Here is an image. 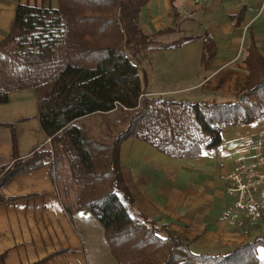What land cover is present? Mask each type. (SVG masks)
<instances>
[{
    "label": "trees",
    "instance_id": "obj_1",
    "mask_svg": "<svg viewBox=\"0 0 264 264\" xmlns=\"http://www.w3.org/2000/svg\"><path fill=\"white\" fill-rule=\"evenodd\" d=\"M149 1L17 5L11 29L0 40V103L13 91L34 88L50 146L23 156L15 141L10 163L0 166V203L16 199L2 193L10 181L49 165L68 217L89 211L104 228L116 264H259L257 238L223 253L195 252L167 223L145 215L125 183L121 146L129 138L170 157L193 158L219 147L224 129L264 120V55L253 38L244 57L249 77L234 99L192 101L149 94L146 75L133 61L139 52L179 48L201 38L202 65L216 53L208 32L153 43L141 25ZM243 13L233 16L235 24ZM0 264H5V254Z\"/></svg>",
    "mask_w": 264,
    "mask_h": 264
},
{
    "label": "crops",
    "instance_id": "obj_2",
    "mask_svg": "<svg viewBox=\"0 0 264 264\" xmlns=\"http://www.w3.org/2000/svg\"><path fill=\"white\" fill-rule=\"evenodd\" d=\"M19 3L56 7L58 0H0V40L9 33ZM242 9L237 25L233 16ZM141 25L155 43H169L183 31L208 32L216 43L207 66L201 62V38L179 48L151 49L155 61L143 72L153 96L231 100L249 77L244 57L252 38L264 55V0H176L175 5L172 0H150L142 8ZM15 141L23 156L50 146L34 88L13 91L0 103V166L10 163ZM261 154L264 120L224 129L219 147L193 158L170 157L132 137L121 146V165L125 183L145 215L167 223L195 252L223 253L264 234V220L239 225L224 218L233 204L226 191L227 175ZM2 193L16 197L0 203V255L5 254V264H116L102 225L88 228L98 225L89 211L68 217L49 165L17 176Z\"/></svg>",
    "mask_w": 264,
    "mask_h": 264
},
{
    "label": "built area",
    "instance_id": "obj_3",
    "mask_svg": "<svg viewBox=\"0 0 264 264\" xmlns=\"http://www.w3.org/2000/svg\"><path fill=\"white\" fill-rule=\"evenodd\" d=\"M197 4L221 0H194ZM226 191L233 200L224 218L239 225L264 220V154L253 163L238 164L226 177Z\"/></svg>",
    "mask_w": 264,
    "mask_h": 264
},
{
    "label": "rangeland",
    "instance_id": "obj_4",
    "mask_svg": "<svg viewBox=\"0 0 264 264\" xmlns=\"http://www.w3.org/2000/svg\"><path fill=\"white\" fill-rule=\"evenodd\" d=\"M189 32H191V31H183V32L181 33V36L184 35V34L187 35L186 33H189ZM169 36H170V35H166V36H163V38L166 39V38H169ZM152 39H153V38H152ZM152 41H153V43H154V42H157V41L154 40V39H153ZM164 41H165V40H164ZM162 59H169V57H167V56H162ZM133 61H134L135 63H138L139 66H140V68L143 70V67L146 66V64L155 61V58H154V56H153V59H152V52H151V49H146V50H143V51L139 52V54L137 55V57H135V60L133 59ZM232 99H234V97H233ZM76 217H78V216H76ZM90 217H91L92 219H94L98 225H95V226L91 227V226L88 225V223H87L88 228H91V229L96 228V230H98V227L100 226L99 222L97 221V219H96L91 213H90ZM158 222H159V221H158ZM159 224H161V222H159ZM100 227H101V226H100ZM82 228H83V227H82ZM87 230H88V229H87ZM97 232H98V231H97ZM256 238L258 239V242H259V243H258V248H259V254H260V259H261L259 264H264V234H263V235H260V236H257ZM252 240H253V239H252Z\"/></svg>",
    "mask_w": 264,
    "mask_h": 264
}]
</instances>
